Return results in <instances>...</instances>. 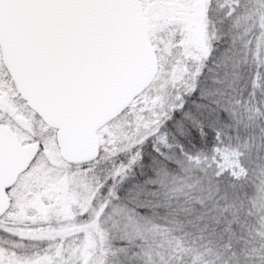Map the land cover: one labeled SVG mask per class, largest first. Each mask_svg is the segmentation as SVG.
I'll list each match as a JSON object with an SVG mask.
<instances>
[{"label": "snow or ice", "instance_id": "6c2138e0", "mask_svg": "<svg viewBox=\"0 0 264 264\" xmlns=\"http://www.w3.org/2000/svg\"><path fill=\"white\" fill-rule=\"evenodd\" d=\"M256 15L247 0H0V264H183L142 237L185 162L231 189L203 205L206 264H264L244 203L264 127L254 145L231 127L264 80L237 42Z\"/></svg>", "mask_w": 264, "mask_h": 264}, {"label": "trees", "instance_id": "16d2710c", "mask_svg": "<svg viewBox=\"0 0 264 264\" xmlns=\"http://www.w3.org/2000/svg\"><path fill=\"white\" fill-rule=\"evenodd\" d=\"M247 2L253 6L264 7V0ZM196 13L198 15V11ZM247 19L242 18L243 23L237 42L244 51L242 62L251 67L254 62H264V15H256L255 21L251 24L247 23ZM260 85L255 99H246L232 113L231 127L239 126L245 130L248 142L253 145L259 143L253 133L258 135L259 128L264 127V80L260 81ZM182 170L186 173L185 176L173 178L178 182L180 192L175 194L169 186L162 185L161 210L157 212L154 209V215L149 220L162 226L167 235L173 236V239H169L167 247L165 245L162 247L164 252H171L179 246L182 249L180 255L184 257L183 264H206L204 258L211 259L214 256L218 237L213 233L215 227L213 220L203 217V205L218 194L222 195L225 192L231 194V189L227 188V178L219 186L202 185L194 181L193 172H190L193 170L187 162L182 165ZM139 176L140 173L137 172V177ZM250 180L244 201L246 210L250 213L245 227L253 238L264 239V220H261L256 200V190L264 184V164L256 167Z\"/></svg>", "mask_w": 264, "mask_h": 264}, {"label": "rangeland", "instance_id": "374dc122", "mask_svg": "<svg viewBox=\"0 0 264 264\" xmlns=\"http://www.w3.org/2000/svg\"><path fill=\"white\" fill-rule=\"evenodd\" d=\"M182 8H183V11L179 13L181 17L188 18L189 20H195L197 16V13H196L197 9L195 8V5H193L192 7H188L184 5L182 6ZM192 35L194 38L198 35L197 28L192 29ZM196 167H197L196 165L190 164L191 170L195 169ZM190 172H193V171H190ZM163 185L169 186L175 194H178L180 192L179 184L175 179H172L164 183ZM256 193H257L256 200H257L258 211L262 218L261 220H264V184L257 188ZM147 223L151 227L148 229V231L145 233V235L142 238L154 242L155 244L159 246V250L161 252H164L162 250V247L164 245L167 247L169 239L171 238L173 239V236L170 234L167 235L166 230H164L162 226H158L156 223H153L151 220H148Z\"/></svg>", "mask_w": 264, "mask_h": 264}]
</instances>
